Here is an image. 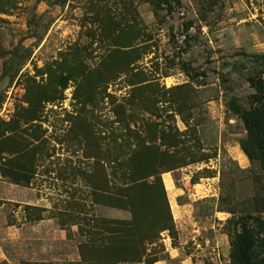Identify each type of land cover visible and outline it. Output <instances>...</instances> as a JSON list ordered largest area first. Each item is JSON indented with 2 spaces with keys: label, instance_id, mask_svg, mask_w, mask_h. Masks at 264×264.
<instances>
[{
  "label": "rangeland",
  "instance_id": "obj_1",
  "mask_svg": "<svg viewBox=\"0 0 264 264\" xmlns=\"http://www.w3.org/2000/svg\"><path fill=\"white\" fill-rule=\"evenodd\" d=\"M253 54L264 0H0V264H94L133 213L118 264H233L237 220L264 221L233 111Z\"/></svg>",
  "mask_w": 264,
  "mask_h": 264
},
{
  "label": "trees",
  "instance_id": "obj_2",
  "mask_svg": "<svg viewBox=\"0 0 264 264\" xmlns=\"http://www.w3.org/2000/svg\"><path fill=\"white\" fill-rule=\"evenodd\" d=\"M167 10H172L169 4H167ZM250 58L254 65V68H252L253 73L246 76V81L254 91L251 95L250 107L248 110L233 108V111L239 115L247 132V138L256 148L260 160L264 165V77L262 76L264 74V55L253 54ZM256 67H260V70L256 71ZM242 150L249 159L252 158L251 153L243 146ZM100 197H103L102 194ZM135 203L128 192L122 197L115 196L107 206L127 210L132 209ZM132 216L133 221L128 223H110L112 226L110 230L113 231L114 235L108 240L102 239L100 242L98 241L100 245L90 241L84 243V246L81 245L83 248L80 251L81 260L83 262H93L94 264H118L134 260L139 253L137 243L129 240L130 237L127 233L136 228L138 216L134 213ZM237 228L238 231L234 237L230 253L232 263L256 264V249L264 246V221L257 217L244 216L237 220ZM88 247L92 251L91 257L84 254V251ZM106 251H110V253L107 254Z\"/></svg>",
  "mask_w": 264,
  "mask_h": 264
}]
</instances>
